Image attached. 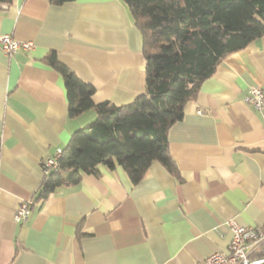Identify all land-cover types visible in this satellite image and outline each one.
Listing matches in <instances>:
<instances>
[{"label":"crops","instance_id":"obj_1","mask_svg":"<svg viewBox=\"0 0 264 264\" xmlns=\"http://www.w3.org/2000/svg\"><path fill=\"white\" fill-rule=\"evenodd\" d=\"M5 33L33 46L0 48V264H192L228 253V220L264 225V111L244 102L264 87V34L221 59L169 127L177 174L154 161L132 185L120 166L98 165L36 201L42 162L95 118L68 115L63 78L44 57L53 50L91 84L94 103L125 104L145 87L141 36L122 0H10Z\"/></svg>","mask_w":264,"mask_h":264},{"label":"trees","instance_id":"obj_2","mask_svg":"<svg viewBox=\"0 0 264 264\" xmlns=\"http://www.w3.org/2000/svg\"><path fill=\"white\" fill-rule=\"evenodd\" d=\"M122 1L141 36L144 91L125 104L94 103L91 84L58 61L53 50L44 57L63 78L68 115L94 109L95 118L72 132L57 159L58 170L45 173L36 201L60 186H75L98 165L120 166L132 185L154 161L177 174L168 151L169 127L183 117L186 103L221 59L264 34V0ZM248 257L264 258V241Z\"/></svg>","mask_w":264,"mask_h":264},{"label":"built area","instance_id":"obj_3","mask_svg":"<svg viewBox=\"0 0 264 264\" xmlns=\"http://www.w3.org/2000/svg\"><path fill=\"white\" fill-rule=\"evenodd\" d=\"M33 43L28 40H17L10 34H0V48L2 51L11 55L18 50H29ZM244 102L254 109L264 111V87L252 85L248 88L244 96ZM62 150L57 149L53 156L48 157L42 162V168L46 173L50 170H58L57 159L61 156ZM31 200L20 202L13 216L15 222H23L28 216V209ZM228 226L231 231L228 253L213 252L209 254L202 262L192 264H247L249 261L254 264L262 259H249V253L264 241V225L261 227L245 226L236 223L234 220H228Z\"/></svg>","mask_w":264,"mask_h":264},{"label":"water","instance_id":"obj_4","mask_svg":"<svg viewBox=\"0 0 264 264\" xmlns=\"http://www.w3.org/2000/svg\"><path fill=\"white\" fill-rule=\"evenodd\" d=\"M263 262H264V258H263L262 260L256 262V263H254V264H261V263H263ZM239 264H244V263L241 262V263H239ZM247 264H251V263L248 261Z\"/></svg>","mask_w":264,"mask_h":264}]
</instances>
